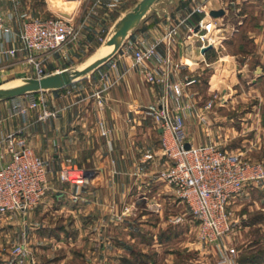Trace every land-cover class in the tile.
I'll use <instances>...</instances> for the list:
<instances>
[{
  "label": "crops",
  "instance_id": "0c3cea01",
  "mask_svg": "<svg viewBox=\"0 0 264 264\" xmlns=\"http://www.w3.org/2000/svg\"><path fill=\"white\" fill-rule=\"evenodd\" d=\"M119 1L114 13L103 7L97 15L90 14L80 51L98 33L107 31L120 13L137 2ZM207 1L210 12L225 11L219 17L210 15L217 19L214 32H208L218 39L215 47L203 53L199 34L188 30L187 25L197 23L202 17L195 14L180 27L179 43L172 50L159 46L164 67L176 81L195 76L200 82L202 75L209 74V94L224 92L228 96L226 105L249 97L258 98L255 85L251 86L249 95L237 92L236 86L241 84L240 79L256 71L260 72L255 76L257 81L264 79V25L261 30L251 32L253 51L240 57L226 47L229 34L226 32L234 34L237 30L231 20L235 18L232 13L240 0ZM95 3L96 0H44L39 7L27 2L26 8L20 4L16 9L12 1L1 0L0 13L4 16L15 14L12 21L14 41L7 47L23 46L19 36L20 12L79 21ZM167 9L168 16L154 14L131 38L154 33L167 21L182 20L189 14L190 4L188 0H174ZM113 61L115 68L108 62L90 77L78 81L81 85L76 82L48 92L51 107L60 113L47 121L38 120L36 111H31L27 118L10 116L12 99L0 101V140L9 133L22 130L19 137L50 167L44 202L32 211L15 212L0 218V264H18L12 248L23 241L26 246L23 264H71L70 260L75 257L81 258L82 264H178L180 254L175 243L180 241L179 246L188 252L195 246L188 234L189 226H192L187 217L190 213L177 211L183 202L173 187L157 174L166 167V157L160 149L162 131L152 116L158 89L145 81L132 56L120 51ZM30 70L26 52L17 51L14 57L0 61V83L31 76ZM105 71L116 84L105 93V104L101 108L93 93L100 87L101 74ZM255 78H251L252 83ZM84 80L86 83L82 84ZM200 110L196 106L186 113V142L195 146L217 143L228 149L227 133H232L235 128L218 124L219 118L224 117L217 116V112H212L208 122L201 124L197 116ZM101 121L111 130L110 137L101 134ZM147 153H153V158L149 159ZM64 167L87 173L84 182L62 181L60 173ZM246 195L247 192H242L235 203H242ZM151 215L158 220L153 221ZM179 216L182 221L177 222ZM181 226L186 230L184 233L181 230L184 237L179 239Z\"/></svg>",
  "mask_w": 264,
  "mask_h": 264
},
{
  "label": "built area",
  "instance_id": "2783aa9c",
  "mask_svg": "<svg viewBox=\"0 0 264 264\" xmlns=\"http://www.w3.org/2000/svg\"><path fill=\"white\" fill-rule=\"evenodd\" d=\"M11 1L18 9L19 0ZM188 1L190 12L185 18L176 23L167 21L154 33L130 37L120 51L133 57L146 81L159 92L152 116L157 128L162 130L160 149L166 157V167L160 171L161 179L173 187L186 209L198 221V238L219 245L223 263L237 264L236 248L225 243L235 230L232 203L236 202L246 187L264 182V162L249 159L242 152L222 148L216 143L198 146L190 144L189 148L186 147V113L192 111L195 104L188 88L198 80L195 76H187L180 81L172 80L170 70L164 67V57L159 46H164L167 51L172 50L179 43L180 27L195 14L204 16L187 27L191 33L199 34L201 51L205 53L206 48L215 47L217 43L214 35L204 32L207 28L205 20L210 16L208 1ZM119 4V0H96L86 17L79 21L62 16L40 17L29 11L20 12L18 19L22 48L15 44L7 47L8 43L14 41L12 21L15 14L4 16L0 13V61L14 57L17 51H25L26 60L31 65V76H45L51 73L46 68V61L54 53L60 52L64 60L80 53L84 28L90 14L97 15L103 7L107 12L114 13ZM113 59L109 62L115 68ZM101 80L100 87L93 95L103 108L105 93L116 81L110 79L108 71L101 74ZM213 102V99L208 101L198 115L204 124L208 122V115L204 111L211 109ZM31 111H36L40 121L58 117L60 113L51 107L48 92L31 93L12 99L10 116L27 118ZM99 128L103 136L110 137L111 130L104 121L99 123ZM20 132L22 130L9 133L0 140V218L15 212L34 210L44 202L48 189L50 167L19 137ZM153 156V153H147L149 159ZM86 174L77 168L64 167L60 177L62 181L80 184L84 182ZM176 221H182V216ZM25 252L24 241L13 247L12 253L17 257L18 264L24 263Z\"/></svg>",
  "mask_w": 264,
  "mask_h": 264
},
{
  "label": "rangeland",
  "instance_id": "374dc122",
  "mask_svg": "<svg viewBox=\"0 0 264 264\" xmlns=\"http://www.w3.org/2000/svg\"><path fill=\"white\" fill-rule=\"evenodd\" d=\"M249 1L250 0H240L238 3H236V10H233L232 13L235 18H232L231 22L235 24L234 29L237 30L234 34L231 32H226L229 33L228 39H226V47L228 51L232 53H238L240 57H243L253 51L254 41L251 38V32L261 30L264 25L261 24V22L264 21V10L262 9L264 6V0H253L252 2ZM19 2L21 6L25 8L27 2L33 4V6L39 7L43 5L44 0H19ZM200 15L202 17L204 16L203 14ZM216 20L217 19H214V17L208 16L205 20L207 28L204 30V32H209L210 30L211 33H213ZM108 29L106 30L108 31ZM107 31H101L98 33L96 38L90 41L88 47H85L83 51H80V53H78L73 58L64 60L61 58L62 54L60 52L54 53L46 61V68L48 72H53L57 69H64L73 66L86 59L103 42ZM100 37H103V40H100ZM257 74H260V72L256 71L251 73V76L240 79L241 84L236 86V90L237 92H243L249 95L251 86L255 85V88L259 92L257 96L259 99L255 97H249L248 100L237 103H229V105H226L228 104L226 102V98H228V96H226L224 92L215 91L209 94L207 82L209 74L206 73L202 75L201 81H197L193 86H190L188 91L190 93V97L193 99L195 98L196 101L194 102L195 104L192 111L196 106H199L201 109L198 111L197 116L203 111L205 104L213 99L214 102L211 109H205L204 111L205 114L208 115V120L209 116H213L210 115L212 112H217V116L222 115L224 117L219 118V121L217 122L218 124H227L235 128V131L232 130V133H227V137L230 140L227 142L226 148L229 150L233 149L237 152H242L243 156L249 159L264 162V79L257 81V78H255ZM252 77L255 78L254 83H252ZM84 83H86V80H84L82 84ZM77 85H81V83ZM71 93L73 94V91ZM234 93L236 92H233V94ZM67 94H69V92H67ZM215 94L217 95L216 98L214 97ZM155 106L156 103L152 106V110L155 108ZM200 123L203 124L202 122ZM157 174L160 177V173ZM263 185L264 183H258L254 186L246 187L243 190V193L247 192V195L243 198L242 203H238L241 205H238L235 202L232 203L234 209L233 218L235 221V230L232 235L225 240V243L229 247L233 246L236 248L237 264H264ZM182 205V207L177 208V211L189 212L188 210L184 211L186 207L184 203ZM187 217L189 221L191 220L190 223L192 225L189 226L190 228L188 227L189 239L195 242V246H193V248H191V250L188 252L186 251V248L179 246L180 241H178L179 244L175 243L176 245L174 247L179 249L180 254L178 257V264H225L222 261V253L219 245L200 240L197 235L198 221L195 220L190 214H188ZM151 219L153 221L158 220V218L156 219L155 215H151ZM24 221L26 220L24 219ZM181 230L184 233L186 228L182 226L179 228V239L184 237V235L181 233ZM4 253H6L5 250ZM252 256H257L259 262L249 263L244 261V258L248 259ZM14 258L17 262V257L14 256ZM241 259L243 260L241 261ZM70 263L82 264V259L75 257L70 260Z\"/></svg>",
  "mask_w": 264,
  "mask_h": 264
},
{
  "label": "water",
  "instance_id": "95a60500",
  "mask_svg": "<svg viewBox=\"0 0 264 264\" xmlns=\"http://www.w3.org/2000/svg\"><path fill=\"white\" fill-rule=\"evenodd\" d=\"M174 0H137V2L120 13L108 29L103 42L83 61L62 70L53 71L42 77H17L0 83V101L38 93L63 89L73 83L90 77L94 72L117 56L125 42L142 24L154 14L168 16V4ZM223 9L212 10L210 15L222 16ZM199 27L196 28L198 30ZM206 48L204 51L210 49ZM162 131V130H161ZM187 148L190 144L187 143Z\"/></svg>",
  "mask_w": 264,
  "mask_h": 264
},
{
  "label": "trees",
  "instance_id": "16d2710c",
  "mask_svg": "<svg viewBox=\"0 0 264 264\" xmlns=\"http://www.w3.org/2000/svg\"><path fill=\"white\" fill-rule=\"evenodd\" d=\"M243 259H241V261H242ZM141 262H144L143 260H140ZM244 261H247V262H249V263H258L259 262V259H258V257L257 256H252L251 258H248V259H246V258H244Z\"/></svg>",
  "mask_w": 264,
  "mask_h": 264
}]
</instances>
